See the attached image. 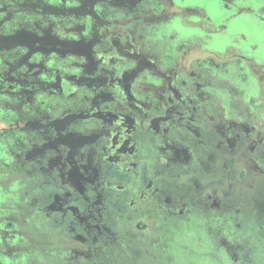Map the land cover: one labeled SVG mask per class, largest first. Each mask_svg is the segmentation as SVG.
<instances>
[{
    "label": "flooded vegetation",
    "instance_id": "af4514ba",
    "mask_svg": "<svg viewBox=\"0 0 264 264\" xmlns=\"http://www.w3.org/2000/svg\"><path fill=\"white\" fill-rule=\"evenodd\" d=\"M264 264V0H0V264Z\"/></svg>",
    "mask_w": 264,
    "mask_h": 264
},
{
    "label": "rangeland",
    "instance_id": "374dc122",
    "mask_svg": "<svg viewBox=\"0 0 264 264\" xmlns=\"http://www.w3.org/2000/svg\"><path fill=\"white\" fill-rule=\"evenodd\" d=\"M170 264H174V262L173 261H171V263Z\"/></svg>",
    "mask_w": 264,
    "mask_h": 264
}]
</instances>
